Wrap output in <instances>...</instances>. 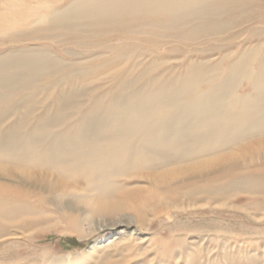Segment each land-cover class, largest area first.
<instances>
[{
    "label": "bare ground",
    "instance_id": "1",
    "mask_svg": "<svg viewBox=\"0 0 264 264\" xmlns=\"http://www.w3.org/2000/svg\"><path fill=\"white\" fill-rule=\"evenodd\" d=\"M0 2V22L13 18L0 31H16L4 40L44 20L48 25L23 36L72 38L76 48L86 49H63L65 54L87 57L64 60L43 45L0 57V229L16 213L47 215L42 206L59 212L74 231L86 218L130 209L135 216L103 219L99 226L114 231L104 245L119 247L109 263L128 264L146 247L136 239L118 241L124 232L118 228L147 224L143 208L166 204L164 193L181 184L191 188L196 179L215 181L218 172L251 165L254 157L264 165V0ZM179 49L181 60L169 55ZM212 52L223 56L216 63L204 57ZM93 73H112L106 104L103 91L84 89L103 80ZM49 97L52 106L38 109ZM144 178L159 196L135 184ZM241 180L249 191L264 193L263 174ZM234 184L204 185L188 194L223 195ZM13 201L18 207L8 208Z\"/></svg>",
    "mask_w": 264,
    "mask_h": 264
},
{
    "label": "rangeland",
    "instance_id": "2",
    "mask_svg": "<svg viewBox=\"0 0 264 264\" xmlns=\"http://www.w3.org/2000/svg\"><path fill=\"white\" fill-rule=\"evenodd\" d=\"M0 7V15L5 14L1 2ZM14 18L17 19L18 15ZM11 22L9 23L6 19L1 21L0 25H5L6 27L13 25V18H11ZM46 25H48V21L43 20L27 26L26 29L20 28L19 34L14 37L15 41L4 40V38L10 37L16 31H13V29L1 30L0 57L11 49H34L43 45L53 55L67 60L70 58L75 59L76 57L65 54L63 49H70L72 51L79 50V52L86 49L76 48L72 38L71 40H64L62 41L64 43H62L48 39H32L23 36L26 31ZM104 38L106 39L104 36L101 39ZM107 38L109 41H114V38L117 37ZM241 38L228 41L227 44H236L237 42L243 41ZM101 39L99 38V40ZM101 48L97 47L94 50L98 51ZM231 49L235 50L237 48L234 46ZM181 50L179 52H172L169 55L180 57L181 60ZM84 54H80V56ZM222 56L223 54L221 52H212L204 57L211 58L216 63ZM86 59L87 57L75 60L84 61ZM177 60L175 59L171 62H174L175 66H177ZM256 62L253 66L257 64ZM179 66L177 67V72L180 70ZM111 71L109 70L107 72ZM109 74L112 73H96V75L93 73L91 78L98 77L99 79L103 78V80L84 88H96L97 92L103 91L106 94V96L103 94V104H106L110 99L111 92L109 91L113 88L112 77H109ZM73 81L76 82L77 79ZM243 85L244 87L238 88L239 93L245 90L246 83L244 81ZM63 86H65V89H68L67 83ZM78 87L79 85L76 83L75 88ZM39 90H42V88H39ZM40 96L43 98L45 95ZM86 97H83L81 100L83 101ZM44 103H46L45 106H38V109L42 110L52 106L50 97L46 98ZM53 107L52 109H54ZM14 119L15 117L13 116L6 119L3 122V126L6 127ZM235 149L232 148V152ZM254 158V162L251 165L234 166L229 169L230 171L216 173L214 175L216 177L215 181L196 179L194 186L191 188L186 187V184H181L179 185L181 188L179 187L175 193L173 190H169L168 193H164L166 204L164 201L156 205L157 207L153 209H151L152 207L143 208V211L145 210L144 212L148 214L147 224L133 223L118 228L124 230L122 237H119L118 241L122 240L120 242L127 243L129 242L127 238L136 239L142 248L146 247L132 257L128 261V264H184V261L185 264H264V193L251 192L248 187L242 186L241 184L242 178L257 176L259 174L264 175V165H261V161L258 162ZM244 171L245 173H243ZM236 179L237 181H235ZM2 182L5 181L0 179V183ZM233 182H236L234 184V188L236 189L231 188L223 195L211 196L204 193L188 194L192 190H196V188L204 185L222 187L227 183ZM149 183V180L144 178L135 184L148 187L149 190L151 189L150 192L156 194L154 198L159 196L161 191L153 188ZM176 185L172 187L177 188ZM172 187L171 189H173ZM195 200H197L196 203H191L187 206L189 202ZM18 205L19 203L15 201L7 204L8 208L18 207ZM38 207V204H36V208ZM42 208L44 211L41 213L47 215L22 216L16 213L13 220L3 221L4 228L0 229V264H108L109 260L117 256L116 251L119 247H108L104 245L106 240L113 236L114 231L110 229L102 230L99 229V226L105 220L125 219L127 215L135 216V213L130 209H124L113 215L103 217L93 216L86 218L87 220H82L77 231H74L68 228L66 222L62 221L64 219L60 218L61 215L59 212L49 206H42ZM28 210L34 211L33 208H28ZM143 238H148L145 243H143ZM178 248L181 249L179 250ZM229 253L231 256H229ZM158 256L162 257L159 258ZM170 257L171 259H169Z\"/></svg>",
    "mask_w": 264,
    "mask_h": 264
}]
</instances>
